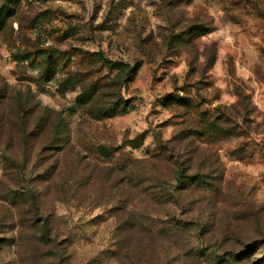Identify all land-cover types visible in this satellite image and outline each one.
I'll return each mask as SVG.
<instances>
[{
    "label": "rangeland",
    "instance_id": "rangeland-1",
    "mask_svg": "<svg viewBox=\"0 0 264 264\" xmlns=\"http://www.w3.org/2000/svg\"><path fill=\"white\" fill-rule=\"evenodd\" d=\"M0 264H264V0H0Z\"/></svg>",
    "mask_w": 264,
    "mask_h": 264
},
{
    "label": "trees",
    "instance_id": "trees-1",
    "mask_svg": "<svg viewBox=\"0 0 264 264\" xmlns=\"http://www.w3.org/2000/svg\"><path fill=\"white\" fill-rule=\"evenodd\" d=\"M108 62L109 64H112L113 68L115 69V72L112 76V80H116L118 83L121 84L130 81L135 76L139 67L136 63L130 65L125 62H116V63H112L111 61ZM101 152H103L104 154L108 153L104 147H101ZM179 181L181 182V179H179Z\"/></svg>",
    "mask_w": 264,
    "mask_h": 264
}]
</instances>
